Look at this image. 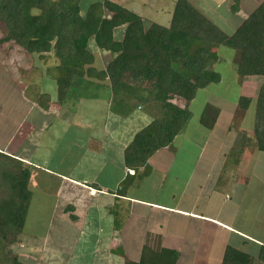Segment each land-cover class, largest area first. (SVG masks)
<instances>
[{
	"label": "crops",
	"instance_id": "1",
	"mask_svg": "<svg viewBox=\"0 0 264 264\" xmlns=\"http://www.w3.org/2000/svg\"><path fill=\"white\" fill-rule=\"evenodd\" d=\"M218 1L220 5L212 4L213 7L209 9H205L203 4L199 3L202 2L200 0L194 1L195 5L190 2L228 36L233 34L260 4L257 0H239L238 10L231 12L232 2H229L231 0ZM174 3L175 0H160L159 3L157 0H151V3L141 0L139 1L141 9L133 12L144 21L168 26ZM227 16L241 18L230 24ZM214 47H217L215 51L212 49L217 55V60L210 66V70L213 71L218 62V49H226L224 45L212 46ZM234 62L233 59L232 64ZM244 81L241 84L242 95L248 97ZM222 82L220 74L219 83ZM45 83L46 92L41 91L40 94L46 93L50 97L47 109L37 105L35 100L37 98H29L23 118L12 126L11 132H4V129L6 130L4 122L0 125L2 127L0 152L30 166V183L32 179L37 181L35 176L37 170H43L52 179H56L55 182H52V179L48 182L52 184L51 189L40 186L38 190L37 188L31 190L28 185L33 205L40 206L46 210L45 212L49 210L47 215L52 213L64 215V212L58 213L60 205L69 204L66 211L74 218H70L66 224L62 223L59 227L60 232L57 233L60 238L58 240L63 246L53 245L55 239L51 240L50 233L47 234L51 244V249L45 251L49 258L48 264H67L69 258L66 256H69V249L79 244V236L84 232L91 237L95 236L94 259L88 264H124L125 260L139 262L144 248L154 255L161 250L173 252L172 260H168L172 261V264H256V261H259L258 255L261 247H264V237L252 234L256 229L245 223L242 225L236 223L239 217L247 222L250 213L249 211L247 214L245 212L246 215L243 213L245 219L241 215L242 209L246 206L240 187L244 188L242 183L247 178L246 168L251 166V159H241L238 166L227 170H224L223 164H218L219 167L215 170L209 163L214 151L221 153L220 157H223L232 145L233 139L229 136L230 123L221 118V115L225 118L226 115L230 117L229 113L222 114L218 105L212 101H207L214 109L213 113L205 114L209 119L205 120L203 110L196 119L192 118L191 112V118L186 124L192 127L191 131L188 132L185 128L174 137L168 147L156 151L147 161V175L140 181L135 179L133 186L121 196L117 191L122 179L126 172L133 175L134 171L126 169L121 161V177L118 178L119 175L115 174L112 184L99 183L97 174L101 173L102 165L97 167L96 164H102L100 160L105 159L113 167H120L117 153L112 152L106 156L102 153L103 143L107 141L105 136H111L108 140L111 145L118 148L122 144L124 147L132 140L133 135L150 124L155 116L152 117L148 110L141 109L127 113L126 116H119L111 110L110 94L101 92L103 90L101 85L91 83L84 87H96L97 92H94L92 97H97L99 102L106 104V115L109 111L123 120L121 123L115 122L113 126H108L106 125L108 117L105 116L106 121L104 123L102 121L101 126H92V122L86 117H79L78 113L82 109L78 107L81 106L79 101L82 97L76 95L73 101L72 90L66 101L59 104L55 99L54 81L49 80ZM210 85L206 86V91L210 89ZM207 95L211 94L207 92ZM195 99L196 97L193 101ZM216 99L217 103L225 101L219 96ZM250 99L255 100L251 97ZM72 101L77 103L75 108L71 107ZM233 103L235 108L236 101ZM28 113L30 114L27 115ZM220 121L226 123V128L218 138H215L211 136V129L219 126ZM200 127L207 132L203 142L196 137ZM122 129L126 131L130 129L131 132L129 140L123 143L120 142ZM236 133L238 132L234 135ZM64 136L67 137L68 146L60 147V140ZM71 145L82 151L83 160L74 156V152L79 150L75 148L70 150ZM247 151L252 153L250 157L258 153L253 149ZM59 157L65 160L60 161L64 163L62 172L56 170L57 164L60 163L57 160ZM81 163H85L89 168L84 174L85 177L74 176L71 166L83 169ZM251 167L253 168L251 170L255 171L254 167ZM139 172H142V169ZM241 172L243 177H239ZM60 199L61 201H58ZM57 206L59 208L55 212ZM63 241L66 242L62 243ZM60 247L63 251L56 249ZM147 255L164 263L156 256Z\"/></svg>",
	"mask_w": 264,
	"mask_h": 264
},
{
	"label": "trees",
	"instance_id": "2",
	"mask_svg": "<svg viewBox=\"0 0 264 264\" xmlns=\"http://www.w3.org/2000/svg\"><path fill=\"white\" fill-rule=\"evenodd\" d=\"M231 1L230 11L236 12L239 0ZM80 2L0 0V44L13 42L29 55L40 57L53 53L57 65L52 78L59 104L66 101L76 79L95 74L107 80L111 110L119 116L142 108V111L151 107L160 110V117H154L150 124L138 130L124 148L123 165L134 174H126L122 179L117 191L121 196L133 186L135 179L140 181L147 175L148 159L159 149L168 147L185 129L191 118L189 105L198 89L219 83L220 74L209 69L210 63L217 60L212 46L224 45L236 52L235 71L240 78L254 75L264 78V1L230 36L190 0H175L168 26L144 21L124 6L108 0L90 2L80 14ZM105 12L111 16L106 17ZM119 25L125 26L121 38L116 37ZM94 49L115 56L98 74L92 66ZM134 63L145 73L155 75L160 86L125 84L123 77ZM49 101L46 93L36 99L43 109H47ZM237 103L240 110L245 111L250 99L239 97ZM251 148L264 153V82L256 97L253 134L236 133L224 161V170L238 166L244 151ZM0 161L4 164L0 175L3 173L4 178L13 175L10 187L17 196L15 201L0 202V217L8 229L18 232L31 198L30 170L21 168V161L1 152ZM6 164L12 165V171L5 170ZM261 249L259 256L264 259V247ZM172 256L169 250L154 255L144 248L139 262L125 260L124 264H172L168 261ZM10 264L22 263L13 259Z\"/></svg>",
	"mask_w": 264,
	"mask_h": 264
},
{
	"label": "rangeland",
	"instance_id": "3",
	"mask_svg": "<svg viewBox=\"0 0 264 264\" xmlns=\"http://www.w3.org/2000/svg\"><path fill=\"white\" fill-rule=\"evenodd\" d=\"M93 1L95 0H81L80 14H83V11H85L87 5ZM108 1L124 6L126 9L132 12L134 10L137 12L141 9V4L139 5V1L141 0H108ZM142 1L151 3V0H142ZM190 1H192L193 4L195 5L194 1L197 0L194 1L190 0ZM200 1H202L203 3L199 2L198 0L199 3L203 4V7H205V9H209L214 5L215 6L220 5V1L218 0L217 1L200 0ZM257 1H260L261 3L264 0H257ZM157 2L159 3L160 0H157ZM229 2L231 3L232 1ZM212 4L213 6H211ZM153 5L155 6L154 1H153ZM105 14L106 17L111 16L110 13L108 14L107 12H105ZM240 18L241 16H227V21L230 24H232L231 22L234 23L236 19L239 21ZM124 28H125L124 25L117 26L118 29L116 36L117 38H121L124 35ZM216 48L217 47L211 49L215 51ZM230 50L231 51H229V48L227 49V47L226 49H222V50L218 49L219 51L218 62L216 63L217 65L215 66L216 68L214 69V71H218L221 74L223 82L211 84L210 89L207 91H206L207 87L198 89L196 99L195 101L190 103L189 108L193 113L192 118L194 119H196V117L199 118L200 112L203 110L204 112L203 117L206 120L209 119V116L205 114L213 113L214 110L210 105L207 104V101L214 102L216 105H218V108L221 110L222 114L223 112L230 114V117L226 115L225 118L223 115H221V118L223 121L230 123L229 126L231 129L229 136L230 139H234L233 136H235L234 135L235 132L239 133L240 131H242L247 135L253 134L254 113L256 109V97L260 86L264 82V78L255 75L244 76L240 78L235 71V64H236L235 59L237 58V54L232 49ZM232 52H234V54ZM93 53H94V62L92 66L94 67L96 74H98L99 71L103 70L105 66L115 57L110 53L98 49H94ZM233 59L235 62L232 64ZM56 65H57V60L52 52L40 57L38 54L29 55L13 42L0 44V125H2L4 122L6 130L4 128L3 129L5 133L6 131L11 132L12 126L23 118L28 105L27 103L30 101L29 98L32 97L37 98L41 91L46 92L44 83L49 80L53 81L52 75L55 74L54 67ZM102 78L103 77H101L100 75L96 76L95 74L92 75V77H88L85 75L83 78L76 79L73 82V86L71 88V91L74 90V92L71 93L73 101L75 100L76 95L82 97L81 100L79 101V103H81V106L78 107V109L80 110L82 109V111L78 113L79 117L80 118L82 116L86 117L88 121L92 122V126H97V127L102 125L101 123L102 121L103 123L104 121H106L105 116L108 117V120L106 122V125L108 126H113L115 122L121 123V121H123L119 117H115L113 114L109 113V111H108V115H106L107 112L106 104L104 102H99L100 100L97 97H92L94 95V92H97L96 87H88V86L84 87L87 84L89 85L91 83H96L102 86L103 90H101V92L105 91L109 95L110 92L109 89L107 88V80H104ZM123 79L126 82L125 84L135 83L138 85L148 86L150 88H157L160 86V83L155 75L145 73L141 69V67L136 66L135 63L134 65L129 66V73L125 75ZM243 79H245L246 81H244ZM235 81L237 82V85H235ZM243 81H244V87H246V90L243 89V91L245 90V93L247 94L248 97L242 95L241 84ZM104 86L106 87L105 90L103 88ZM48 88L49 87H47V89ZM207 92L211 95L210 96L207 95ZM218 96L220 99H223L225 101L223 103L215 102ZM87 97L89 98L86 99ZM239 97H245L248 99H250L251 97L255 100L251 101L250 99V103L247 109L245 111H241L237 103ZM73 101L71 107L75 108L77 103H74ZM233 101H236L237 108L236 105L234 108ZM173 102L181 105V102H179L178 100H173ZM110 106L112 105L110 104ZM141 110L144 109L142 108ZM148 111L150 116L152 117L155 116V118L160 117V110H158V108L151 107L149 108ZM252 113L253 115H251ZM29 114L30 113H28L27 115ZM223 121H220L221 124L219 126L217 125L211 129V136L218 138V135H220L222 130L226 128V123ZM185 128L186 130H188V132H190L192 129L190 125H186ZM0 131L2 132V127H0ZM199 131L200 132L196 137L200 142H203L205 140L207 132L202 127L199 128ZM126 133L128 137H126ZM130 133H131L130 129H128L127 131L126 129H122L123 135L120 142L123 143L124 141L129 140ZM110 137L105 136V140L107 141L103 143L102 153L105 154V156L106 154H112V152L113 154L117 153L120 167L115 168L110 163H107L105 159L100 160L102 164L100 163L96 164L97 167H100V165H102V169L100 170L101 173L97 174V179L99 183L112 184V181L115 180L114 178L115 174L119 175L118 178L121 177L122 174L121 158L124 148L126 146L123 147L122 144H120L117 148L114 145H111L108 142ZM70 138L72 139L73 137ZM60 141H61L60 142L61 144H59L60 147L61 145L63 147L68 146L66 145L68 143L66 136H64V138H62ZM71 146H69L70 150H73V148L78 149L75 146L72 147ZM251 149L258 152L257 155L250 157V155L252 154L250 153V151L252 152V150L248 152L247 150L249 149H246L241 159L244 160L251 159L252 161L251 166L254 167L255 171H252L251 169L253 168L248 165L249 166L247 167L248 169L246 168L247 178H245L246 180H244V183H242L244 185V188L240 187L241 188L240 191L244 196V202L246 206V208L242 209L241 215L245 219V215L249 212L250 213H249V217H247V222L246 221L244 222L243 219L239 217L236 223L239 225L245 223L247 226H250V228L252 227L256 229V231L252 232V234H258L264 237V153L257 151L255 148H251ZM81 152L82 151L80 150L74 152L75 153L74 156L77 158H82L83 154H81ZM213 153H214L213 156L210 155L211 157L209 158L210 159L209 163L216 170L219 167L218 164L219 165L223 164L224 166L225 163L224 160L227 157V154L223 155V157H220L221 153L219 154L217 151H214ZM57 160H59L60 162L63 161L64 159L63 157H59ZM51 161L52 158L50 162ZM63 164L64 163L62 162L58 163L56 166V170L61 172L64 171ZM6 165L7 166H5V170L9 172L11 170L12 165L11 164H6ZM1 166L3 167L4 164L3 163L0 164V171H1ZM81 167L83 169L81 168L78 169V166L76 167L71 166L72 174L78 177L80 175L84 176V174L87 172L89 168L85 166V163L84 164L81 163ZM21 168H30V166H28L26 163L21 162ZM126 174L129 173L126 172ZM137 175L139 174H136V176ZM242 175L243 172H241L239 177H243ZM12 176L13 175H9V176L5 175L4 178L3 173H1L0 175V202L4 200L12 202L15 201L17 198L16 191L10 187V183H11L10 178ZM35 176L37 181L39 182L35 181V179H32L31 183L29 181L28 185L31 188V190H35L36 188H37L36 190H38L40 186L46 187V189H48L49 187V189H51L52 184H48V182L51 181L52 177L47 175V173H45L43 170H37ZM53 181L55 182L56 179L53 178L52 182ZM58 201H61V199ZM33 204L34 202L32 201V198H30L27 204L23 225L18 232L8 229L4 225V222L0 217V264H10L13 259H17L19 262L21 263L23 262L24 264H48L49 263L48 254L45 252L47 249H51V244L48 241V236H47L48 233H50L51 240L55 239L53 245H58V244H60V246L62 245L59 242L60 240H58L60 238L57 236V233L60 232L59 227H61L62 223L65 222L68 223V220L70 218L72 219L71 213L66 211L69 208L68 207L69 204L62 203V205H60V208L58 207L59 206L58 205L55 209L56 212L58 211L59 208L58 213H60L61 211L62 213L63 212L65 213L64 215H57L53 213L47 215L49 213V210L45 212L46 211L45 209H41L40 206ZM243 213L245 215H243ZM93 237L95 236L92 235L91 237L88 235V233L87 234L85 232L84 234L82 233L79 236V240H78L79 244L69 249V256H66L69 258V260L68 262L66 261V263L88 264L89 261L91 260L93 261L94 248H95L94 246L95 241ZM65 242L66 241H63L62 243ZM56 249L59 251L62 250L61 247ZM62 256H64V254H62ZM57 258L61 260L60 257H58V255ZM258 259L259 261H256V264H264V261L259 255H258Z\"/></svg>",
	"mask_w": 264,
	"mask_h": 264
}]
</instances>
